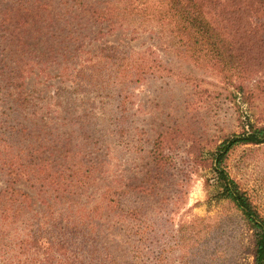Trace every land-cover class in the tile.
Returning <instances> with one entry per match:
<instances>
[{
    "label": "rangeland",
    "instance_id": "1",
    "mask_svg": "<svg viewBox=\"0 0 264 264\" xmlns=\"http://www.w3.org/2000/svg\"><path fill=\"white\" fill-rule=\"evenodd\" d=\"M69 1L17 16L27 43L0 35V59L12 58L30 99L13 111L0 93L1 151L21 171L19 203L0 210V264H253V232L221 195L213 153L250 123L264 125V63L242 81L190 58L157 27L125 23L89 39L68 79L50 76L61 70L53 35ZM92 58L95 70L77 74ZM66 153L82 161L72 178ZM224 165L264 216V143L237 147Z\"/></svg>",
    "mask_w": 264,
    "mask_h": 264
},
{
    "label": "trees",
    "instance_id": "2",
    "mask_svg": "<svg viewBox=\"0 0 264 264\" xmlns=\"http://www.w3.org/2000/svg\"><path fill=\"white\" fill-rule=\"evenodd\" d=\"M40 4L34 8L20 9L2 6L0 8V35L9 46L27 43L20 35L16 25L20 16L26 19V14L34 11L40 16L39 7H46L43 0H35ZM65 14L69 17L61 24L58 34L53 37L57 44L52 48V61L61 67L58 74L50 76H65L68 79L69 68L90 39H100L123 24L133 23V30L154 26L158 32L169 36L171 43L183 49L190 58L217 65L222 71L236 75L240 80L252 78L258 74L259 67L264 63V50L255 47V41H264V29L261 15L264 13V0H70ZM31 9V10H30ZM22 12V14H19ZM56 24V20L52 19ZM262 21V20H261ZM60 26V25H59ZM57 28V27H56ZM6 45V46H7ZM57 48V49H56ZM102 50L116 54L114 45L104 44ZM56 50V51H55ZM51 52V49H50ZM57 53V55H55ZM110 58V56H108ZM55 58V59H54ZM90 60V59H89ZM12 58L4 56L0 59V93L3 99L11 104L10 109L16 111L19 106L29 103V97L21 89L20 74L16 68H11ZM248 63H247V62ZM18 61H15L17 63ZM93 58L78 66V73L84 70H95ZM148 65H144V67ZM81 68V69H79ZM153 69L154 66H149ZM156 68V67H155ZM230 75L232 77L233 75ZM264 74V73H263ZM229 78V77H227ZM243 92L244 85H238ZM245 93V92H244ZM15 131V127H11ZM88 140V136L83 135ZM264 143V125L250 123V130L226 139L213 153V165L218 176L221 195L230 201L242 213L246 225L254 236L253 264H264V216L253 204L250 196L243 191L239 184L230 177L225 168V161L230 152L241 145H260ZM69 160V170L75 177L80 171V162H74L73 157L66 153ZM26 157L32 161L34 153L30 151ZM30 164V163H29ZM15 157L8 153L3 157L0 147V179H4L8 188L0 192V210L9 214L19 203L16 194L20 190L15 184L21 175L17 169ZM89 173V170L85 172ZM70 178V179H71ZM56 183V180H52ZM14 206V207H13ZM21 208L20 206L16 207ZM15 209V210H16Z\"/></svg>",
    "mask_w": 264,
    "mask_h": 264
}]
</instances>
